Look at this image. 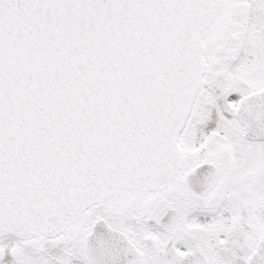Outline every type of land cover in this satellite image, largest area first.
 I'll use <instances>...</instances> for the list:
<instances>
[{"label":"snow or ice","instance_id":"snow-or-ice-1","mask_svg":"<svg viewBox=\"0 0 264 264\" xmlns=\"http://www.w3.org/2000/svg\"><path fill=\"white\" fill-rule=\"evenodd\" d=\"M0 264H264V0H0Z\"/></svg>","mask_w":264,"mask_h":264}]
</instances>
